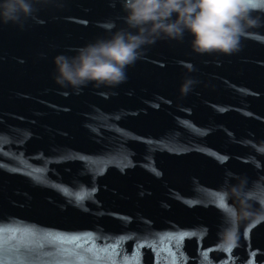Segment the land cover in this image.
I'll return each instance as SVG.
<instances>
[{"label": "water", "instance_id": "water-1", "mask_svg": "<svg viewBox=\"0 0 264 264\" xmlns=\"http://www.w3.org/2000/svg\"><path fill=\"white\" fill-rule=\"evenodd\" d=\"M38 7L23 29L0 24V229L31 246L19 259L264 264V221L241 224L234 249L217 246L226 180L246 178L264 207V155L251 146L264 141V27L233 55L196 54L187 34L158 41L126 82L76 93L55 83L54 58L123 27L121 0ZM252 14L264 19V0Z\"/></svg>", "mask_w": 264, "mask_h": 264}, {"label": "clouds", "instance_id": "clouds-1", "mask_svg": "<svg viewBox=\"0 0 264 264\" xmlns=\"http://www.w3.org/2000/svg\"><path fill=\"white\" fill-rule=\"evenodd\" d=\"M47 2L0 0V24L23 29L40 11L38 5ZM121 8L124 26L112 31L109 38H98L76 49L73 56L54 58L56 84L76 93L90 84L97 89L116 88L126 82L127 69L158 41L183 42L187 34L196 54L233 55L240 50L242 37L252 29L264 27V19L252 14L253 0H121ZM184 67L195 71L191 63ZM197 83L186 78L181 95L187 96ZM251 146L264 155V141ZM235 179V185L226 180L219 195L222 207L227 208L217 244L224 251L237 246L241 224L264 221V207L255 208L250 202L247 179ZM229 200L234 204L229 206Z\"/></svg>", "mask_w": 264, "mask_h": 264}, {"label": "snow or ice", "instance_id": "snow-or-ice-1", "mask_svg": "<svg viewBox=\"0 0 264 264\" xmlns=\"http://www.w3.org/2000/svg\"><path fill=\"white\" fill-rule=\"evenodd\" d=\"M8 243L13 245L9 250L10 254H12V264H31L27 259H19V257L27 256L31 252V246L25 242H18L14 236L6 239L3 235V229H0V264H4V253ZM44 247L51 250L55 245H46ZM126 264H132V261H127Z\"/></svg>", "mask_w": 264, "mask_h": 264}]
</instances>
